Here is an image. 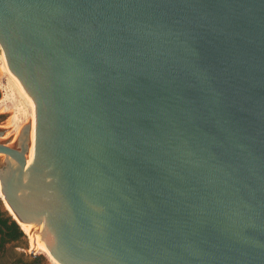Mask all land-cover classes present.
Masks as SVG:
<instances>
[{
	"label": "water",
	"instance_id": "1",
	"mask_svg": "<svg viewBox=\"0 0 264 264\" xmlns=\"http://www.w3.org/2000/svg\"><path fill=\"white\" fill-rule=\"evenodd\" d=\"M0 47L1 189L62 264H264V0H0Z\"/></svg>",
	"mask_w": 264,
	"mask_h": 264
},
{
	"label": "rangeland",
	"instance_id": "2",
	"mask_svg": "<svg viewBox=\"0 0 264 264\" xmlns=\"http://www.w3.org/2000/svg\"><path fill=\"white\" fill-rule=\"evenodd\" d=\"M0 110L9 114L11 118L9 121L10 127L8 129L14 128L15 132H19L20 129L25 125V123L30 122V109L28 104L20 91L17 89L14 80L5 68L4 62L2 60V48L0 47ZM17 113L16 116H13ZM17 129V130H15ZM2 201L3 209L6 210L8 207L5 204L3 197L0 195ZM8 215L12 213L9 209L6 210ZM14 216V214L12 213ZM11 215V216H12ZM12 216V218H13ZM15 217V216H14ZM40 243V242H39ZM17 246V248H14ZM39 245L34 246L31 237L26 235L20 241H11L6 244L7 249H13L16 254V258H22L26 263H30L33 257L41 256V262L39 264H52L48 257L40 252L38 249Z\"/></svg>",
	"mask_w": 264,
	"mask_h": 264
},
{
	"label": "flooded vegetation",
	"instance_id": "3",
	"mask_svg": "<svg viewBox=\"0 0 264 264\" xmlns=\"http://www.w3.org/2000/svg\"><path fill=\"white\" fill-rule=\"evenodd\" d=\"M10 118L11 116L9 114L0 110V145L15 148L19 151L20 155L24 154L25 156H29V153L23 151L22 143H18L20 131L16 134L14 128L8 129L10 127L8 124ZM9 173H11V165L5 156L0 154V177L4 178ZM0 211H2L1 208ZM14 248H17V246ZM15 254L16 252L13 249H7L6 246L0 249V264H11V262L16 260ZM41 259V256L33 257L30 264H39Z\"/></svg>",
	"mask_w": 264,
	"mask_h": 264
},
{
	"label": "trees",
	"instance_id": "4",
	"mask_svg": "<svg viewBox=\"0 0 264 264\" xmlns=\"http://www.w3.org/2000/svg\"><path fill=\"white\" fill-rule=\"evenodd\" d=\"M0 249H3L8 242L20 241L26 236L24 230L18 224V222L8 215V212L3 209L2 201L0 199ZM11 264H30L26 263L22 258H16Z\"/></svg>",
	"mask_w": 264,
	"mask_h": 264
},
{
	"label": "bare ground",
	"instance_id": "5",
	"mask_svg": "<svg viewBox=\"0 0 264 264\" xmlns=\"http://www.w3.org/2000/svg\"><path fill=\"white\" fill-rule=\"evenodd\" d=\"M2 60H3V62H4V65H5V68H6V70L8 71V73L11 75V73H10V68H9V65H8V63H7V60H6V56H5V53H4V51H3V49H2ZM11 77H12V75H11ZM13 79V78H12ZM15 83V82H14ZM16 85V84H15ZM16 87H17V85H16ZM17 89H18V87H17ZM19 90V89H18ZM20 91V90H19ZM21 93V92H20ZM23 96V95H22ZM16 112H15V114L13 115V116H16ZM10 123H11V121H9L8 122V124L10 125ZM9 125H7V126H9ZM15 130H17V129H15ZM16 134L17 133H19V132H15ZM1 179H0V195L3 197V199H4V201H5V204H6V206L8 207V209H9V212L11 211L13 214H14V216L12 215V213H10L14 218H16V215H15V213H14V211H13V209H12V207L10 206V204L7 202V200L5 199V197H4V194H3V192H2V189H1ZM7 209V208H6ZM7 209V210H8ZM21 226H22V229L29 235V237H31V239H32V242H33V245L34 246H37V245H39V247L38 248H36V249H38L40 252H42L43 254H45L47 257H48V259L52 262V264H62L53 254H52V252L50 251V249L48 248V246L46 245V243H45V241L43 240V239H41V238H37V237H35V235L31 232V228L28 226V225H26V224H21ZM40 242V243H39Z\"/></svg>",
	"mask_w": 264,
	"mask_h": 264
}]
</instances>
